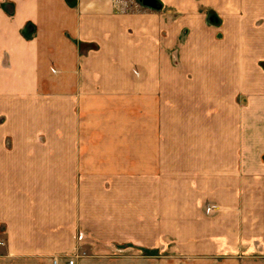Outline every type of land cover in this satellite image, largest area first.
I'll return each mask as SVG.
<instances>
[{"label":"crops","instance_id":"0c3cea01","mask_svg":"<svg viewBox=\"0 0 264 264\" xmlns=\"http://www.w3.org/2000/svg\"><path fill=\"white\" fill-rule=\"evenodd\" d=\"M136 1L0 0V264H264V0Z\"/></svg>","mask_w":264,"mask_h":264},{"label":"built area","instance_id":"2783aa9c","mask_svg":"<svg viewBox=\"0 0 264 264\" xmlns=\"http://www.w3.org/2000/svg\"><path fill=\"white\" fill-rule=\"evenodd\" d=\"M136 2V0H114V5L117 11L127 12L132 10V5ZM209 210H212V207H209ZM55 262H57V260H55ZM68 263L74 264V259H70Z\"/></svg>","mask_w":264,"mask_h":264},{"label":"rangeland","instance_id":"374dc122","mask_svg":"<svg viewBox=\"0 0 264 264\" xmlns=\"http://www.w3.org/2000/svg\"><path fill=\"white\" fill-rule=\"evenodd\" d=\"M210 24L214 27V29L218 30V32L222 31V28L224 25L221 23V19L217 16V13L215 11H211L210 14ZM258 27L257 25H255ZM221 30V31H220Z\"/></svg>","mask_w":264,"mask_h":264},{"label":"water","instance_id":"95a60500","mask_svg":"<svg viewBox=\"0 0 264 264\" xmlns=\"http://www.w3.org/2000/svg\"><path fill=\"white\" fill-rule=\"evenodd\" d=\"M143 5L149 6L154 9H161L162 2L160 0H139Z\"/></svg>","mask_w":264,"mask_h":264},{"label":"trees","instance_id":"16d2710c","mask_svg":"<svg viewBox=\"0 0 264 264\" xmlns=\"http://www.w3.org/2000/svg\"><path fill=\"white\" fill-rule=\"evenodd\" d=\"M70 3L75 4L76 0H68Z\"/></svg>","mask_w":264,"mask_h":264}]
</instances>
